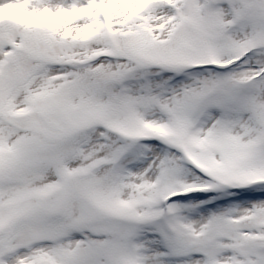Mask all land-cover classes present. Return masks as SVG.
<instances>
[{
  "label": "snow or ice",
  "instance_id": "6c2138e0",
  "mask_svg": "<svg viewBox=\"0 0 264 264\" xmlns=\"http://www.w3.org/2000/svg\"><path fill=\"white\" fill-rule=\"evenodd\" d=\"M0 264H264V0H0Z\"/></svg>",
  "mask_w": 264,
  "mask_h": 264
}]
</instances>
